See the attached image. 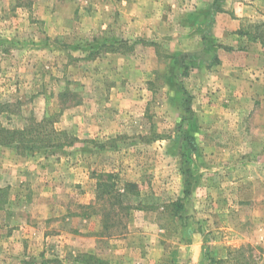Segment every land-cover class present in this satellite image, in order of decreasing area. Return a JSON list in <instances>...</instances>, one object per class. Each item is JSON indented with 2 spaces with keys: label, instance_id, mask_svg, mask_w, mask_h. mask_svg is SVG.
Listing matches in <instances>:
<instances>
[{
  "label": "rangeland",
  "instance_id": "374dc122",
  "mask_svg": "<svg viewBox=\"0 0 264 264\" xmlns=\"http://www.w3.org/2000/svg\"><path fill=\"white\" fill-rule=\"evenodd\" d=\"M214 2L0 0V122L74 140L0 146V264H264V0Z\"/></svg>",
  "mask_w": 264,
  "mask_h": 264
},
{
  "label": "trees",
  "instance_id": "16d2710c",
  "mask_svg": "<svg viewBox=\"0 0 264 264\" xmlns=\"http://www.w3.org/2000/svg\"><path fill=\"white\" fill-rule=\"evenodd\" d=\"M223 0H215L212 13L220 12L219 4ZM7 105L0 103V115L4 113ZM48 121H31L21 130H10L0 122V146L12 147L18 154L26 155L37 151H48L56 148L71 146L74 140L66 132L53 128ZM126 187L130 188L131 185ZM182 210V204H178Z\"/></svg>",
  "mask_w": 264,
  "mask_h": 264
},
{
  "label": "crops",
  "instance_id": "0c3cea01",
  "mask_svg": "<svg viewBox=\"0 0 264 264\" xmlns=\"http://www.w3.org/2000/svg\"><path fill=\"white\" fill-rule=\"evenodd\" d=\"M9 1V0H8ZM209 2V1H208ZM201 11V10H199ZM225 16V15H224ZM218 26L217 30L219 31V35L222 36L221 38H225L228 35L231 27V22L227 20V18L221 17V15L218 16ZM223 23V25H221ZM198 27V30H196L193 27H182L181 30H179L180 35L175 37L174 40L177 42V46L181 48V51L183 53H190V52H195L196 49H200L202 45V39L199 37L200 32H204L203 27L200 28ZM231 33V32H230ZM202 35V34H201ZM193 50V51H190Z\"/></svg>",
  "mask_w": 264,
  "mask_h": 264
}]
</instances>
